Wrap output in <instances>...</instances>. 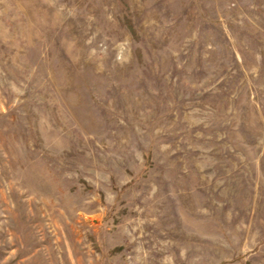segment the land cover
Returning a JSON list of instances; mask_svg holds the SVG:
<instances>
[{"label": "rangeland", "instance_id": "obj_1", "mask_svg": "<svg viewBox=\"0 0 264 264\" xmlns=\"http://www.w3.org/2000/svg\"><path fill=\"white\" fill-rule=\"evenodd\" d=\"M0 264H264V0H0Z\"/></svg>", "mask_w": 264, "mask_h": 264}]
</instances>
